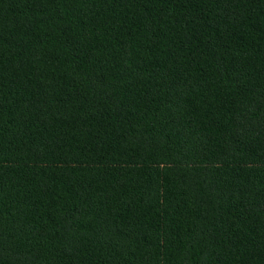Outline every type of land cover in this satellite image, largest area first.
<instances>
[{
  "label": "trees",
  "instance_id": "16d2710c",
  "mask_svg": "<svg viewBox=\"0 0 264 264\" xmlns=\"http://www.w3.org/2000/svg\"><path fill=\"white\" fill-rule=\"evenodd\" d=\"M0 264H264V0H0Z\"/></svg>",
  "mask_w": 264,
  "mask_h": 264
}]
</instances>
